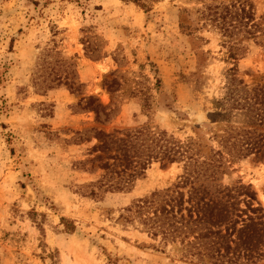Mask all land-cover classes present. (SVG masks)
Returning a JSON list of instances; mask_svg holds the SVG:
<instances>
[{"label":"rangeland","instance_id":"obj_1","mask_svg":"<svg viewBox=\"0 0 264 264\" xmlns=\"http://www.w3.org/2000/svg\"><path fill=\"white\" fill-rule=\"evenodd\" d=\"M248 1L260 30L232 46L193 0H0V264H219L192 234L164 242L119 219L183 162H152L120 192L102 167L164 131L225 161L194 188L250 186L264 214V0ZM250 245L234 264H264Z\"/></svg>","mask_w":264,"mask_h":264},{"label":"trees","instance_id":"obj_2","mask_svg":"<svg viewBox=\"0 0 264 264\" xmlns=\"http://www.w3.org/2000/svg\"><path fill=\"white\" fill-rule=\"evenodd\" d=\"M120 1L137 4L141 0ZM193 1L204 4V9L197 13L202 12V18L227 38L232 46L238 43V37L241 41L255 37L260 30V26L255 22L254 4L248 0L230 3L224 0ZM208 2L210 4L206 5ZM229 57L236 60L237 56L230 52ZM137 134L135 144L124 141V153L120 157H110L112 164L103 165L102 170L106 171L103 177L106 180L103 185L106 186L104 192L130 190L134 180L142 175L152 162L163 165L183 162L184 174L172 187L156 190L147 197L133 201L119 216L123 223L136 224L151 238H160L170 243L176 242L179 237L181 242H185L189 234H192L195 241L193 247L196 250L204 247L209 253L208 257L219 264H234L241 252H251L250 244L256 261L264 260V214L252 216L263 209L250 186L235 189L217 186L216 194L212 195L202 185L194 188V184L200 181V171L196 169L203 168L205 174L210 171L206 181L211 179L210 181L215 182V177L225 173V161L220 158L214 161H200L202 157L192 140L180 142L164 131L151 132L142 129ZM132 157H135L136 161H131ZM229 164L232 162L229 161ZM116 166L118 170L115 169ZM235 190L236 194L232 193ZM239 195L243 197L244 210L238 206ZM253 203H257L258 207L254 208ZM248 213L251 214L247 215ZM61 221L70 233L75 231L73 223L63 218ZM196 243H200L197 248ZM231 246H234V249ZM221 248L225 251L224 254H221ZM229 251H232L231 257ZM108 260L109 264L115 261L110 258Z\"/></svg>","mask_w":264,"mask_h":264}]
</instances>
